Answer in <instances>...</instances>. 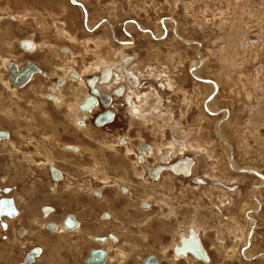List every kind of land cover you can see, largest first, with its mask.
<instances>
[{
    "label": "rangeland",
    "instance_id": "rangeland-1",
    "mask_svg": "<svg viewBox=\"0 0 264 264\" xmlns=\"http://www.w3.org/2000/svg\"><path fill=\"white\" fill-rule=\"evenodd\" d=\"M78 3L83 4L85 14ZM110 24L113 25V33ZM139 26L146 32H142ZM114 37L122 41V44L126 41L124 46L130 41L134 45L132 48H123L122 44L114 41ZM31 39L35 50L34 53H27L26 47H22L20 41L30 42ZM59 47H66L70 53L61 54ZM108 49L111 58L114 59L113 56L116 55L114 65L118 64V59L126 56L125 69L143 74L135 100L132 101L127 96L131 100V118L126 109L116 102L117 112L113 123L95 129L94 114L90 118L91 127L84 132L78 130L72 116L77 104L88 92L75 89L76 85L70 81L66 82L62 92L70 89L71 96H75L66 99L61 108H56L48 100L43 109L37 108V105L43 103L40 96L41 85L47 87L58 79L55 76L61 70L58 66L68 70L75 69L83 73L85 79L93 75L101 76L88 73L92 69L89 66L99 58L104 62V54ZM98 53H102L99 58L95 56ZM8 58L20 62L21 65L31 60L40 69V73L35 78L32 76L22 87H18V92L8 90L0 83V130L7 132L5 137H10L11 134V140L8 138L0 142V187L14 189V194L10 195L16 199L19 209L17 217L6 216L0 220V244L9 248L0 251V264H19L33 247L38 246L44 251L50 245L59 246L61 252H68L77 261L80 258L83 261L91 248H100L107 250L108 261L116 259L117 250H122L125 254L118 256L122 264H141L140 261L149 252L156 253L161 258V264H186L185 259L176 262L171 252L163 251L169 249L175 231L168 230L170 240L162 242L160 248L150 242H145L144 247L140 246L142 241L138 244L142 231L147 230H141L140 225L147 215L164 218L167 229H171L174 223L177 229L192 223L193 219L201 223L211 217L210 227L201 236L207 255L211 258L209 264H264V182L260 184V179L264 180V0H0V74L5 80L8 68L5 70L4 62ZM114 65L108 59L104 62V67ZM195 67L199 70L198 78L192 73ZM158 81L164 87L167 86L168 90H161ZM205 81L217 82L219 85L214 96H210L211 86L204 84ZM147 88L149 90L144 91ZM118 100L121 102L122 99ZM207 102H210L211 108H217L216 113L207 110ZM41 116L42 121L37 120ZM14 119L18 122L13 121ZM52 124L56 127L55 133L49 130L52 129ZM58 129L62 132L59 133ZM110 129L122 131L125 134L123 137L130 143L127 145L106 141L96 147L88 143L84 147L80 146V152L73 154L75 157L84 151L100 158L97 157V161L93 159L97 164L96 168L90 165L88 168H77L75 165L79 177L84 175V170L89 176L92 175L91 171L95 170L93 173H96L97 168L101 170L102 166H98V163L101 158L107 160L104 159L108 157L105 153L106 145H130L133 151L132 144L138 146L143 142L156 148V153L142 151L149 157L150 162L151 157L153 162L161 160L159 156H163V153H167V159L162 161H168L174 157V153L180 156L184 154L180 159H174L180 163L184 157H192L195 162L193 172L188 177L171 172L177 179L175 194L168 187V178H173L168 173H164L161 176L162 181L158 183L160 195L149 191L141 194L142 199L154 204L148 214L139 208L138 218L120 214L111 216L108 212L111 221L106 223L108 214L96 223L93 219L90 232L88 228L81 227L80 233H51L49 236L48 231L52 230H46L47 222L58 224L68 212H74L82 222L86 220L84 214L87 208L85 203L80 208L57 207V211L50 217L41 211L44 206L58 205L60 188L73 185L70 183L71 179L66 177L61 185H54L55 190L52 188L53 184L49 183L44 168L48 163L43 162L45 157L37 156L42 150L41 146L47 148L41 153L48 157L51 153L57 157L67 155L71 151L67 153L64 149L57 150L62 143L78 144L80 136H87L92 131ZM43 130L49 131L43 135ZM52 134H55L54 137L57 135L56 138ZM76 135L79 142L70 137ZM176 135L179 140L184 139L181 147L176 143ZM118 137L119 135L116 136L117 139ZM24 139H29L30 143L22 142ZM15 144L21 151L31 153L38 162H30L21 154H15ZM107 150L109 154L112 153L111 160L116 159L119 150L116 148V153ZM69 159L70 157H65L64 160L72 163ZM80 159L83 164L87 161L86 156H81ZM42 162L43 164L38 165ZM232 162L238 166L236 168L234 165L236 169L243 172L233 170ZM57 163L68 175L75 173L71 171L72 166L63 162ZM133 166L136 168V162ZM55 167L59 169L57 165ZM251 168L255 173L248 172ZM191 176L200 181L204 180L206 184L199 187L197 181H191ZM2 177L9 180L3 182ZM107 178L106 175L102 177ZM84 184L85 191L81 192L89 196L91 203H98L96 209H109L108 206L99 204L103 198L91 196L90 189L102 190V185L91 180ZM236 186L240 187L239 196H235V191L239 192L237 188L233 189ZM256 189L259 194L255 199ZM220 190L223 191L221 195L227 193L230 200L221 197L218 194ZM168 195H172L171 199L166 198ZM32 197L37 199V207L35 211L27 214L26 206L35 203ZM217 197L222 200L212 204V200L218 201ZM234 199L239 200L235 207ZM39 207L41 210H38ZM246 209L253 213L252 219ZM171 210L177 212L176 216L164 217ZM242 213L245 215L243 218ZM229 216L240 220L241 223L236 224L238 226L247 224L245 231L253 239L244 247L241 245L243 240L239 239L241 231L236 228L238 234L236 231L233 233L235 224L230 219L222 218ZM233 221L235 222L234 219ZM1 222H5L9 228H1ZM252 222L257 225L255 230H251ZM156 225L157 222L152 225L151 231L153 238L159 239ZM163 230L165 233V228ZM89 233L94 238L102 236L103 233L109 238L111 233L118 242L105 248L92 241ZM218 235L225 237L227 248H219L220 244L216 243ZM113 239L110 237L111 242ZM236 244L242 248L234 249ZM246 250L250 255L248 259L244 255ZM43 254L35 264H42ZM198 264L206 263L200 260Z\"/></svg>",
    "mask_w": 264,
    "mask_h": 264
},
{
    "label": "flooded vegetation",
    "instance_id": "flooded-vegetation-1",
    "mask_svg": "<svg viewBox=\"0 0 264 264\" xmlns=\"http://www.w3.org/2000/svg\"><path fill=\"white\" fill-rule=\"evenodd\" d=\"M110 26H111V32L113 33L114 32L113 25L110 24ZM114 41L119 42V43L122 42V41H117V38H115V37H114ZM124 44H125V42H123L122 46H124ZM59 49L61 50V54L70 53V51L66 47H60ZM60 50H58V51H60ZM109 54H110V51L108 49V51H106V54H104V61H106V59H108L114 65L115 64L114 59H115L116 55L113 56L114 57V59H113V58L110 57ZM125 57H123L122 60L118 59V62L116 61V63H118V64L121 63V64L120 65L117 64L118 66L117 65L114 66L115 69H113L112 71L108 69V67H109L108 66V67H104V68L101 69L102 72H103V74H101V76L93 75L95 73L92 74L93 76H91V77H94V78L97 77V81L95 82V87L98 89L99 93L108 95L111 98V101L109 100L107 102L106 106H104L102 104L99 96H96L97 103H96L95 106H93L90 109L89 112H85L84 113V112H82L79 109V114H80V116L82 118L78 119V121H75L74 124H75L76 127H80L81 128L84 125V123H87L88 126L91 127L90 118L92 119L94 114H95V118H96V116L99 113H101V112H103V111H105L107 109H110L113 112V117L114 118H112V120H110L108 122H105V123L101 124L102 126H100V125L98 126L95 123V118H94L93 122H94L95 126L97 127V128L95 127V129H99L101 127L106 126L107 124L113 123L115 121V119H116V112H117V106H116L117 103L116 102H118L119 105H121L123 108L126 109L128 116L131 118V114L129 112L130 111V106H131V100L127 99L128 97L126 96V93L128 91H130L132 83L129 84L126 81H124V82L118 81V79L121 78L119 76L120 73L124 72L125 68H126V63H125V60H124ZM72 73H73V76L70 75V73H69L67 78H66V80L67 81L72 80V81H77V82L82 83L83 84L82 86L85 85V87H86V89L88 91V94H89V86H88L87 82L85 81L86 80L85 77L82 74H81V77H80L77 74V71H72ZM116 73L119 76L117 78L115 77ZM96 74H98V73H96ZM135 75H137V74H135ZM127 76H128V78L130 80L131 79L132 80L135 79L134 77H132L130 72H129V74L125 73V79H126ZM35 77H36V75H34V78ZM91 77H88V78H91ZM61 81H62V84H63L64 80L61 79ZM82 81L85 82V83H83ZM157 83L160 84L161 90L162 89L163 90H168V87L167 86L164 87V84H161V81H158ZM62 84L56 86V81L52 82L50 84V89L51 90L49 91V94L46 97H48V98L51 97L52 98L53 97V93L52 92H56L57 93L61 89V87L63 86ZM99 86H100V88H99ZM142 87H141V90H142ZM157 92H159V91L157 90ZM48 98L46 99V101L48 100L51 103L54 102V101L49 100ZM118 99H122L121 102H119ZM128 102H130V103H128ZM96 112H98V113L96 114ZM79 121H81V123H79ZM58 131H60L59 133L62 132L61 129H58ZM94 134H96L97 136L96 135L93 136ZM117 135H119L118 139L116 138ZM123 136H125V134L122 131H120V130L118 131L116 129H110V130H105V131H102V130L92 131V132L89 133V137H87L85 135L84 137L80 136L79 138L83 142L88 143V144L92 145L93 147H96L97 144H104L106 141H109L111 143H114V142H119V143H123V144L127 143V141L125 140V137H123ZM171 136H170V138H171ZM55 143H57V142H55ZM129 143L130 142H128L127 145ZM146 143H148V142H146ZM140 144L141 143H139L138 146L136 145L137 147L135 146V144H132L131 147L134 150L130 151V152H127L126 147L123 146L122 144H115V147L119 150L118 151L119 153H117L116 159L110 161L112 153L109 154L107 151H105V153L107 155H109V161H108V157L106 158L107 159L106 161H104V160L103 161H99L98 166H102V167H100L102 171L99 169L100 170V172H99L100 174L98 172L97 173L90 172L92 174L91 176H89L88 172H86L84 170L83 171L84 175L79 177L80 176V175H78L79 172H77V170H75L76 167L73 164L78 162V158L80 156H86L87 157V161L84 164H86L87 166L85 165L84 167L88 168V166L90 165V167L96 168L95 165H97V164H95L93 162V159L97 160V157H93V156L89 155L88 153L87 154L86 153H80L79 154L80 156H78V157L77 156L75 157L73 154H70V153H68L67 155H62V156H58V157L56 156V154H49V155H51V157H53L52 155L55 156L53 163H50L48 166L47 165L44 166V168L46 169L47 179L49 180V183L56 184V185H57V183H59V185H61L63 182H65V179L68 178V179H71L70 183H73V185H72V187H68V188H66V187L60 188L59 193H58V201H59L58 205H56V206L51 205L52 207L51 206H44V207H42V210L41 209L40 210L43 211L45 213V215H47V217H50V216H52L51 215L52 213H55L57 211V207H58V209H63V208H68V207L80 208L82 203H85V206L87 204V206H86L87 209H86L85 212L87 214H92L93 213L90 217L92 219L96 220L95 223L97 222L98 219L102 220V216H107L108 212L111 214V216H114V214H116V215L120 214V216L121 215L122 216L127 215V216H134V217L138 218V215H137V214H139L138 213L139 212L138 208H139V210L140 209L144 210L143 209V205H147L146 202H148L149 205H150L149 207H151L149 209V211L152 210V206L154 204H152V202H150L147 199H142L141 194H144L147 191L152 192V193L156 192V194H159L158 193V191L160 189V185L159 184L162 181V177L161 176L164 173H166V174L168 173L169 176L171 175L173 177V178H168V183H169L168 187H169L170 190L172 189V192L175 194V190H176V184L175 183H176L177 179H176L175 175L171 174V171L175 172V174L177 173L179 176L188 177L193 172L192 167H193V164H195V162L193 161L192 157H188V156L184 157L183 160H181L180 163H179V160L175 161L174 158H179L180 159L184 154L181 155V156L172 157L173 159L171 158L168 161L158 160L157 162H153V158L151 157L152 161L150 162L148 160L149 157H147L144 154V152H142V151H146L148 148L144 149V148H142L140 146ZM148 144H150V143H148ZM73 145H75V144H73ZM129 147H130V145H129ZM41 149H42V151H44L47 148L45 146H43V147L41 146ZM57 150L60 151L61 148L57 147ZM65 157H70L69 160H71L72 163L65 162V160H64ZM191 160H192V162H191ZM172 161H175V162H172ZM57 162H63V163H66L70 167L72 166V170L71 171H73L75 173L68 175L67 173H65V170H63L61 168V166ZM135 162H136V168L133 166V164ZM164 163H167V164H164ZM142 164L145 165V166H142ZM55 165L58 166L60 171H59V169H57L55 167ZM51 167H53L57 171L56 176H55L56 178H53L54 173H53V170H51ZM180 169L183 170V171H179ZM105 175L108 176V178L107 179H102V177L105 176ZM195 178L196 177H192L191 176L190 179H191V181L193 183H194V181L202 182V185H200V187L206 184V182L204 180L200 181V180H197V178L196 179ZM144 179H146V181H144ZM90 180L92 182H94V183L99 182L100 185H102V187H103L102 190L100 189L101 193H102L101 197L97 196L98 191H96L95 189H94V191H92L93 193H91V196L103 198V200L99 204L106 205V206H108L109 209L98 211L96 209V206H97L96 204H98L96 201H94V202L92 201V203H91V200H89L87 202V197L88 196L86 194L82 193L81 191L82 190L85 191V189H83V186L86 187V185L84 183H86V181L89 182ZM55 181H58V182H55ZM151 183H152V185H151ZM153 187H154L155 190L153 189ZM77 188H78V190H77ZM2 189L3 188L0 187V198H8V197H10L12 195V190L11 189L8 188V191H6L8 193L3 192ZM77 195H79V196H77ZM80 195H82V196H80ZM169 196H170V198H168V197H166V198L171 199L172 195H169ZM13 200H14V205L17 204L16 199H13ZM89 207H90V209H89ZM15 208H16V213L18 212V214H19V209L17 208V205H15ZM45 208H48V210H46V212L44 210ZM72 213H74V212H68V214L66 215L65 219L68 216H72ZM2 215H0V220H3L4 218H6V216H2ZM49 222H51V221H49ZM76 224H77L76 228H78L77 221H76ZM1 226L3 227V229L5 228V230H7L9 228V226H7V224L5 222H1ZM63 226H64V221H63ZM190 228H192V227H190ZM53 229H55V227ZM53 229H47V230H53ZM165 230H166L165 233H164V239L165 240L163 242H165V241L168 242L170 240V233L168 231L169 229H167L166 226H165ZM144 232L146 234L150 235L149 232L147 233V230H143L142 234H145ZM106 233H103L102 236H96L95 238L93 237L92 240L94 242H96L97 244H99V245L103 244V246L107 242L111 243L110 237H111V239H113L115 236H112V234L109 233V238H106L104 236ZM187 234H188V231L184 235H187ZM99 238H103V240L100 241V240H98ZM179 238H178V242L177 243H179ZM112 241H114V239ZM141 241H144V240L141 239ZM101 242H103V243H101ZM145 242H150V243L153 244L154 243V238L150 235L149 238ZM154 244H156L160 248V245H159L158 242H156ZM33 248H35V247H33ZM91 249H97V248H91ZM41 250H42V248H41ZM90 250H89V252H90ZM168 251L170 253V250H168ZM89 252H88V255H89ZM105 252H106V258H105V261L102 264H108L109 254H108L107 250H105ZM172 252H173V247H172ZM151 254H153L158 259V261L160 263V260L157 257L158 255L156 253L154 254L153 252H149L140 261L141 264H144L143 261L145 260V258H147ZM262 256H264V255H262ZM193 257L186 256V257H181V258H179L177 260L179 261L181 259H185L184 261H186V263H187V261L189 259V260H192V261L198 263V260H196L198 258L195 259V257L194 258ZM38 258H40V257H38ZM253 258L250 259V260H253ZM200 260H203V259H200ZM210 261L211 260L209 259V261L205 262V263L209 264ZM83 262H84V260H83ZM84 264H86V263H84Z\"/></svg>",
    "mask_w": 264,
    "mask_h": 264
},
{
    "label": "crops",
    "instance_id": "crops-1",
    "mask_svg": "<svg viewBox=\"0 0 264 264\" xmlns=\"http://www.w3.org/2000/svg\"><path fill=\"white\" fill-rule=\"evenodd\" d=\"M30 43L32 44V51L30 52V53H34V43H33V41H32V39L30 40ZM60 48V47H59ZM58 48V50H60ZM27 51V50H26ZM27 53H29V51H27ZM115 58H116V56H115ZM122 59V58H121ZM5 60V59H4ZM7 61V63H5L4 62V68H5V70L8 68V63L10 62V61H13V60H11V59H7L6 60ZM103 61H104V59H103ZM16 65H17V68L19 69L20 67H23L24 66V64H25V62L24 63H22V65H21V63L20 62H16V61H13ZM105 62V61H104ZM104 62H101V60H100V58L98 59V61H96V62H92V63H90V66L89 67H91L92 69H90L89 71H88V73H95L96 71H98L97 73L99 74H103V72H102V68H104ZM118 65H120V64H118ZM117 65V66H118ZM6 66V67H5ZM114 66H116V65H114ZM114 66H109L108 67V69L109 70H113V69H115V67ZM61 67V70H60V72H56L55 73V76L56 77H58L59 79L61 78V79H63L64 81L66 80V78H67V75L69 74V72H71V71H74V70H68L66 67H62V66H58V69ZM8 70V69H7ZM67 71H69V72H67ZM77 71V70H76ZM8 72V71H7ZM68 73V74H67ZM66 74V75H65ZM96 74V73H95ZM35 75H37V74H35ZM82 75H83V73H82ZM0 77H2V75L0 74ZM115 77L117 78V77H119L117 74H115ZM33 78H34V76H33ZM4 80H5V78H3ZM209 80H212V79H209ZM67 81V80H66ZM66 81L65 82H63V86L66 84ZM0 83L1 84H4V83H2L1 81H0ZM6 84L10 87H7L5 84V86H6V88L8 89V90H11V91H13V92H16V91H18V88H16V87H14V86H12L11 84H10V82H9V79H8V74H7V76H6ZM51 84V83H50ZM50 84L47 86V87H45L44 85H41V91L42 92H40L41 94L42 93H46V95H45V100L48 98V97H46L47 96V94H49V91L51 90L50 89ZM80 84H82V83H80ZM62 86V87H63ZM22 87V86H21ZM47 88V89H46ZM50 89V90H49ZM14 90H16V91H14ZM45 90V91H44ZM145 90H149V88H147V89H144V91ZM219 90V89H218ZM58 93V92H57ZM38 94V93H37ZM36 95V94H35ZM78 99V98H77ZM78 100H80V99H78ZM15 102H17V100H15ZM58 102V101H57ZM82 102V101H81ZM81 102H79V103H81ZM150 102V101H149ZM46 102H43V104L42 103H40L39 105H37V108L38 109H43V106H44V104H45ZM53 103H56V102H53ZM79 103L77 104V105H79ZM152 103V102H151ZM42 104V105H41ZM148 104H146V106H147ZM150 105V104H149ZM55 107L57 106V105H54ZM77 107V111H78V113H79V107L78 106H76ZM56 108H58V106L56 107ZM148 108H149V106H148ZM59 109V108H58ZM35 110V109H34ZM9 117H11V116H9ZM79 119V118H78ZM77 119V120H78ZM37 120H41L42 121V116L40 117V119H37ZM76 120V121H77ZM0 121H1V119H0ZM13 121H15V119L13 120ZM15 122H18V120H16ZM43 131H45V132H43V135L45 134V133H47L49 130H43ZM70 131H67V133H69ZM74 133V132H73ZM50 134V133H49ZM68 136H69V134H68ZM71 137V139H74V140H76L77 138H78V135H76V137H72V136H70ZM8 138H10V140H11V134H10V137L8 136V137H6V138H1L0 140H2V139H8ZM27 140V141H26ZM26 142V143H30V140L29 139H24L22 142ZM72 141V140H71ZM78 141V139L76 140V142ZM80 141V143H78V145H80V146H82V147H84L85 146V142H83V141H81V140H79ZM78 141V142H79ZM83 142V143H82ZM129 142V141H128ZM146 143V142H145ZM170 143H172V141L170 140ZM146 144H148V143H146ZM15 146H16V150L17 151H20L21 153H17V154H21L24 158H26L28 161H30V159H32L33 160V156H31V153L30 154H27L26 152H23V151H21L18 147H17V144H15ZM180 147H181V145H180ZM40 149V148H39ZM64 150H65V147L63 148ZM150 149H151V146H150ZM36 150V149H35ZM41 150V149H40ZM83 150H84V148H83ZM42 151V150H41ZM41 151L37 154V156H39V154H40V156H42V157H45V160L43 161V162H45L46 161V159H47V155H43L42 153H41ZM54 151H57V150H54ZM83 153H84V151H83ZM148 153H150V152H148ZM186 153V152H185ZM32 154H33V152H32ZM52 154V153H51ZM54 154V153H53ZM59 154V153H58ZM233 154H234V152H233ZM107 155V154H106ZM28 156V157H27ZM51 155H49V157H50ZM52 156H54V155H52ZM108 156V161H109V155H107ZM175 156H180L179 154H175L174 153V157ZM55 157V156H54ZM81 157V156H80ZM80 157L78 158V160L80 159ZM96 157H98V156H96ZM100 158V157H99ZM107 158V157H106ZM106 158H104V159H106ZM97 160H98V158H97ZM96 160V161H97ZM100 161H103V158H101V159H99ZM35 161V160H34ZM110 161H112L111 159H110ZM36 163H37V161H35ZM43 162L42 163H39L38 165H41V164H43ZM80 164V165H79ZM74 165V164H73ZM75 165L77 166V168L80 166L81 168H83L84 166H83V163H82V161H78L77 163H75ZM82 165V166H81ZM80 169V168H79ZM97 170H99L98 168H97ZM178 170V169H177ZM250 170H253L252 168L250 169ZM179 171H182L181 169L179 170ZM178 171V172H179ZM172 172V171H171ZM172 173H174L175 174V172H172ZM73 174V173H72ZM177 174V173H176ZM1 180L3 181V182H7L9 179L7 178V177H2L1 178ZM236 183V182H235ZM197 184H198V186L200 187V185L199 184H202V182H199V181H197ZM54 185H56V184H53L52 185V188H54ZM235 185H237V184H235ZM198 186H196L195 185V187L196 188H198ZM255 186H257V185H254V187ZM254 187H253V189H254ZM236 188H237V190H239V192H237V191H235V196H239V195H241L240 193V187L239 186H236V187H234L233 189L234 190H236ZM10 189V188H9ZM217 189V188H216ZM12 190H14V189H12ZM54 190H55V188H54ZM91 190L92 191H94V189H92L91 188ZM96 190V189H95ZM92 191H90L91 193H93ZM221 192L220 193H218L221 197H223L225 200H230V198H228L227 196H226V194L227 193H223V195H221V193L223 192L222 190H220ZM252 191V189L250 190V192ZM12 193H13V191H12ZM14 194V193H13ZM77 196H79V195H77ZM81 196V195H80ZM88 196V195H87ZM97 196H102V193H101V190H98V193H97ZM89 197V196H88ZM88 197H87V202L89 201V199H88ZM168 198H170V196L168 195L167 196ZM221 197H217V199H218V202H220L221 200H222V198ZM11 198L12 199H14L12 196H11ZM32 199H33V197H32ZM37 199H33V202H35ZM83 201V200H82ZM238 201L239 200H235L234 199V203H233V207H235V205L237 206V203H238ZM17 202V201H16ZM14 203V202H13ZM227 203V202H226ZM261 203H262V200H261ZM212 204H215L214 203V200H212ZM263 204V203H262ZM17 205V208H18V203L16 204ZM85 205V204H84ZM227 205V204H226ZM86 206H87V204H86ZM144 206V210L143 211H145L147 214L149 213L148 211H149V209L151 208V207H149L150 205L149 204H147V205H143ZM263 206V205H262ZM36 207H37V202H35V203H31V204H28L27 206H26V213L27 214H30V213H32L33 212V210L35 211L36 210ZM41 207V206H40ZM40 207L38 208V210L40 209ZM232 207V208H233ZM243 207V206H242ZM241 207V208H242ZM241 208H240V210H241ZM175 210V209H174ZM174 210H171V212L170 213H168V214H166V216H164V215H162V216H164V217H169L170 215H173V217H175L176 216V214H177V212L176 211H174ZM241 213V212H240ZM93 214V213H92ZM92 214H87L86 212H85V214H84V216H85V219L86 220H84V221H80V219H79V217H78V215H74V218L77 220V222H78V229H80L81 227H86V228H88V230H89V232L91 231V224H92V222H94L93 221V219L90 217ZM108 214V213H107ZM111 215V214H110ZM221 214H217V216H220ZM245 215H244V213H242L241 214V217L243 218ZM109 217V214H108V216H107V222L106 223H109L110 221H111V219L112 218H108ZM129 217V216H128ZM89 218V219H88ZM94 218V217H93ZM210 218L211 217H209V218H207L206 220H204V222H197V220L196 219H193L192 220V223H189L187 226H179V227H177V229H175V225H176V223H174L173 225H172V228L170 229L169 228V231H171V232H173V231H175L173 234H172V240H171V242H170V244H169V249L168 250H170V252H171V255H172V258H173V260H175L176 262H178V260L177 259H179V258H181V257H186V256H190V257H193L192 255H191V253H186L185 255H176V254H174L173 252H172V247H173V245L175 244V243H177L178 242V238L183 234H185V233H187V231H188V229L190 228V227H192L194 230H195V232L197 233V236H198V238H199V240H200V243H201V246H202V248L204 249V251H205V253H206V255H207V248L205 247V245H204V243H203V241H202V238H201V236L203 235V231H205L206 229H208L209 227H210V225H209V221H210ZM222 218H224V219H226V220H228V219H230V222H233V224H235V226L233 227V230H232V232L234 233V231H236V233L238 234V230L237 229H239L240 231H241V237H239V239L241 238V240H243V243L241 244L242 245V247H244L245 245H247L248 244V242H249V235H248V233L245 231V229H246V226H247V224H245L246 226H244L243 224H241L240 226H238V225H236L237 223H241L240 222V220L238 221V219L237 218H235V216L232 218L231 216H229V217H222ZM232 218V219H231ZM65 219V218H64ZM233 219L235 220V222L233 221ZM237 219V220H236ZM176 220V219H175ZM244 220V219H243ZM155 222H157V227H156V230H157V232L159 233V239L158 238H156L155 237V239H154V243H156V242H158L159 243V245H160V247H161V245H162V242L165 240L164 239V230H163V228H165V226H166V221H165V219L164 218H162L161 216H155V217H152V216H150V215H147L146 216V218L144 219V220H142V224H140L141 225V230H143V229H147L148 231H147V233L149 232L150 233V235L152 236V237H154V234H153V232L151 231V228H152V225L155 223ZM244 222H246L247 223V221L245 220ZM84 223V224H83ZM129 224V223H128ZM60 225H63V223L62 224H60ZM240 227H241V229H240ZM1 228H3L2 226H1ZM74 228V227H73ZM237 228V229H236ZM5 229V228H4ZM46 230H47V228H46ZM54 230V229H53ZM247 230V229H246ZM48 231V230H47ZM49 232V231H48ZM80 232H81V230H80ZM79 232V233H80ZM63 233H70V232H63ZM145 233V232H144ZM141 234V231H140V233H139V235ZM50 235V234H49ZM89 235V237H90V239L92 240V238L94 237V236H92L93 234H88ZM149 234H141V239L142 240H144V241H142V242H140L141 240H140V236H139V239H138V244H139V242H140V246L141 247H144V244H146L145 243V241L147 240V237H149L150 236ZM50 238V237H49ZM235 238H237V236L235 237ZM115 240H117V238H115L114 239V241H112L111 243H109V242H107L104 246H105V248H108V246L109 245H111V246H113V245H116L117 244V242L115 241ZM156 240V241H155ZM93 241V240H92ZM116 242V243H115ZM169 242V241H168ZM103 243V242H102ZM153 243V244H154ZM216 243L217 244H220V246H221V244L223 245V246H219V248H227L226 247V239H225V237L224 236H222V235H218L217 237H216ZM4 245V244H3ZM156 245V244H155ZM237 245V244H236ZM241 245H237V246H233V248L234 249H236V248H239V247H241ZM102 246H103V244H102ZM241 247V248H242ZM110 248V247H109ZM137 248H139L140 249V247H137ZM1 250H3V251H6V250H9V248L8 247H5V246H2L1 244H0V251ZM61 250V248L59 247V246H54V245H50V246H48V247H46V248H44V253L45 254H43V257H42V260H41V263L42 264H80V262H82L83 264H84V262L82 261V258H80L79 260L80 261H77V260H75L74 259V257H70L69 256V253L67 252V253H65L66 251H60ZM168 250H163V251H165V253H167L168 252ZM110 251H111V248H110ZM122 253L123 254H125L122 250L120 251V250H117V252H116V259H115V261L112 259V260H110V261H108V263L109 262H112V264L114 263V262H116V263H114V264H119V263H121L122 264V262L118 259V256L119 255H122ZM155 254V253H154ZM161 255H163V253L161 254ZM15 256H16V254H15ZM257 256V255H256ZM158 258H160L159 256H157ZM11 258V257H10ZM194 258V257H193ZM196 259V258H195ZM211 260V258L210 257H208V255H207V260ZM11 260H12V258H11ZM160 260V262H161V258L159 259ZM196 260H198V262L200 261V259H196ZM203 260H201V262H202ZM204 263H205V260L203 261ZM194 263H196V262H194V261H192V260H189L188 259V261H187V263L186 264H194ZM171 264H174V262H172ZM196 264H198V263H196Z\"/></svg>",
    "mask_w": 264,
    "mask_h": 264
},
{
    "label": "water",
    "instance_id": "water-1",
    "mask_svg": "<svg viewBox=\"0 0 264 264\" xmlns=\"http://www.w3.org/2000/svg\"><path fill=\"white\" fill-rule=\"evenodd\" d=\"M20 45L22 47L29 48L30 42L27 40H21ZM39 68L36 66V64L31 61L27 60L23 67H20L19 69H16V65L13 61H10L8 63V79L11 84L21 87L27 83V81L30 78V75H32L35 72H39ZM70 75H73L71 72ZM94 77L86 79V82L89 86V94L83 99V101L78 105L79 109L82 111L89 110L97 101L96 94L97 89L93 86ZM62 81L61 79L56 80V86L61 85ZM105 100V101H104ZM103 103H106L108 98H105ZM113 118V112L110 109H107L101 113H99L95 118V123L97 125H101L105 122H108L112 120ZM81 123V121H79ZM7 136V132L4 130H0V138ZM140 146L144 149L148 148V145L146 143H141ZM51 170H53L54 176L53 178H56L57 171L51 167ZM3 192L8 191V188H3ZM45 211L48 210V208L44 209ZM16 213V209L14 207L13 199L11 197L8 198H0V215L7 214L9 216L14 215ZM76 221L74 220L73 216H68L64 220V227L66 229H70L74 226H76ZM45 227L47 229H53L55 227V224L52 222H47L45 224ZM98 240H103V238H99ZM173 252L176 255H185L186 253H191L195 258L207 260V255L202 248L199 238L195 231L192 228H189L187 235H182L179 238V243H176L173 246ZM40 253L39 247H35L32 250H30L23 260L19 264H31L34 261V257ZM106 258V252L102 249H91L89 252V255L84 259V263L86 264H102L105 261ZM144 264H159L158 259L153 255H149L145 260L143 261Z\"/></svg>",
    "mask_w": 264,
    "mask_h": 264
},
{
    "label": "bare ground",
    "instance_id": "bare-ground-1",
    "mask_svg": "<svg viewBox=\"0 0 264 264\" xmlns=\"http://www.w3.org/2000/svg\"><path fill=\"white\" fill-rule=\"evenodd\" d=\"M80 4V5H79ZM78 5L80 6V8H81V10L84 12V14H85V9L83 8L84 6H83V4H81V3H78ZM107 24V23H106ZM139 29L142 31V32H146L145 31V29L143 28V27H141V26H139ZM156 38H157V36H155ZM160 39H162V37H160ZM180 39H182L181 37H180ZM183 40V39H182ZM117 41H120L119 39H117ZM123 42H126V41H123ZM186 43H189V42H187V41H185ZM122 44V43H121ZM132 45H134L133 44V42H131L130 41V43H128V44H126L123 48H132ZM26 50L27 51H29V53L32 51V44L30 43V47L29 48H26ZM97 51L99 52V50L97 49ZM93 52H94V50H93ZM101 54L102 53H98V54H95V56L97 55V57L99 58V57H101ZM201 55H202V53H201ZM17 62V61H16ZM5 63H7V61H5ZM16 65V64H15ZM203 65V64H202ZM6 67V66H5ZM16 69H18L17 68V65H16ZM197 69V67H195V68H193L192 69V73H193V75L196 77V78H198V71L199 70H196ZM194 70V71H193ZM74 71H76V70H74ZM151 70H149V72H150ZM67 72H69V71H67ZM129 72L131 73V75H132V77H134L135 79H133V80H130L129 78H128V76L126 77V79H125V73L126 74H129ZM37 73H40V71L39 72H35V73H33L32 75H30V78H29V80L31 79V77L32 76H34L35 74H37ZM106 73V72H105ZM137 74V75H135V74ZM68 74V73H67ZM77 74L81 77V73H79V72H77ZM117 74V73H116ZM66 75V74H65ZM120 75H122V76H120ZM120 79H118V81H120V82H124V81H126V82H128L129 84H131V88H130V91H128L127 93H126V96H128L129 97V99H131L132 101H134L135 100V97H136V95H137V93H138V88H139V85H140V83H141V80H142V78H143V74H140V73H138V72H136L135 70H131V69H125V71L124 72H121L120 73ZM149 75H151V73L149 74ZM68 76V75H67ZM73 76V75H72ZM152 77V76H151ZM72 78V77H71ZM125 80H124V79ZM41 79V78H40ZM39 79V80H40ZM74 79V78H73ZM28 80V81H29ZM0 81L2 82V83H4L7 87H9L7 84H6V80H4L3 79V77H0ZM27 81V82H28ZM66 81V80H65ZM64 81V82H65ZM97 81V77H95L94 78V81H93V86L95 87V82ZM10 82V81H9ZM67 82V81H66ZM70 82H72V83H74L76 86H75V89H78V90H81V91H83V92H85V93H87L86 92V87H85V85L84 86H82L83 84H80V82H75V81H72V80H70ZM213 82V81H212ZM117 83V82H116ZM216 85H215V84ZM11 84V83H10ZM162 84V83H161ZM204 84H209L210 86H211V90L209 91L211 94H210V96H214L215 95V91H217L218 92V89H219V85L217 84V82H213V83H211V82H209V81H205L204 82ZM12 86H14V87H16V88H18V86H15V85H13V84H11ZM41 85V84H40ZM63 85V84H62ZM65 87V85L63 86V87H61V89L58 91V93H56V92H52L53 93V97L51 98H48L49 100H51V101H54V102H56V103H52L53 105H57L58 106V108H61V106H62V104H65L66 102V99H69V98H73L75 95L73 94L72 96H71V90L69 89L68 91H66L65 93H63L62 92V89ZM68 87V86H67ZM10 88V87H9ZM53 88V87H52ZM58 88V87H57ZM99 88H100V86H99ZM54 89V88H53ZM97 89V88H96ZM129 89V88H128ZM50 90V89H49ZM11 91V90H10ZM14 91H16V90H14ZM56 91V90H55ZM16 92H18V91H16ZM45 95H46V93H42V94H40V96L42 97V100H43V102H47L46 100H45ZM48 95V94H47ZM96 96H99V98H100V100H101V102H102V104L104 105V106H106V104H107V102L110 100L111 101V98L108 96V95H105V94H100L99 93V91H98V89H97V94H96ZM105 98H108V100H107V102L106 103H103V101L102 100H104ZM73 100V99H72ZM40 101V100H39ZM58 101V102H57ZM204 101H205V99H204ZM96 103H97V101H96ZM96 103L93 105V106H95L96 105ZM128 103H130V102H128ZM216 103H217V101H216ZM43 104V103H42ZM41 104V105H42ZM210 102H207V105H206V107H207V110L209 111V112H211V113H216L217 111V108H211L210 106ZM56 106V107H57ZM92 106V107H93ZM91 107V108H92ZM90 108V109H91ZM70 109V108H69ZM90 109L89 110H87V111H82V112H89L90 111ZM71 111V110H70ZM93 111V110H92ZM133 111H136V110H133ZM75 113L73 114V120H74V123H75V121L79 118V119H81L82 117L80 116V114L78 113V111H77V107H76V111H74ZM225 112V111H224ZM136 113H137V111H136ZM227 113V112H226ZM225 113V114H226ZM88 115V114H87ZM228 115V114H227ZM114 118V117H113ZM2 120V119H1ZM54 121V120H53ZM52 121V122H53ZM78 121V120H77ZM85 122V121H84ZM48 123H51V122H48ZM56 123V122H55ZM83 123V122H82ZM50 125V124H49ZM52 129H50L49 128V130H50V132H53V133H55V130L54 129H56V127H55V125H53L52 124ZM99 126V125H98ZM100 126H102V125H100ZM76 127V126H75ZM78 130H80V131H82V132H84V131H86V130H88V128H90V126H88V124L87 123H84V125L80 128V127H76ZM92 129H90V131H91ZM66 132V131H65ZM55 135V134H54ZM54 135L52 134V137H54ZM57 136V135H56ZM56 136L54 137V138H56ZM87 136H89V135H87ZM2 138V137H1ZM0 138V139H1ZM4 138H6V137H4ZM95 139V138H94ZM7 139H2V140H0V142H3V141H6ZM183 140L184 139H182V138H180V140H179V136L177 137V135H176V143H177V145H181V144H183ZM225 141V140H224ZM54 142H55V140H54ZM226 142V141H225ZM44 143V142H43ZM42 143V144H43ZM116 143V142H115ZM118 143V142H117ZM227 143V142H226ZM48 144V143H47ZM51 146V145H50ZM150 146H151V149H150ZM51 147H55V146H51ZM60 147H61V149L62 148H64L65 147V150H66V152L67 151H71V154H77V153H79L80 152V145H78V144H75V145H69V144H65V143H62L61 145H60ZM126 147V150H127V152H130L131 151V149H130V147L129 146H125ZM35 148L36 149H39V147H36L35 146ZM106 148L107 149H109V150H111V151H115V153H116V147H115V145H106ZM82 149V148H81ZM105 150V151H108V150ZM228 150H229V152H231V150L228 148ZM146 151H150L151 153H156V148L153 146V145H148V149L146 150ZM14 152H16L15 154H17V153H20V152H17V151H14ZM58 152V151H57ZM68 153V152H67ZM70 153V152H69ZM164 155L163 156H159V158H161V160H166L167 159V153H163ZM40 155V154H39ZM107 156V155H106ZM28 157V156H27ZM99 157V156H98ZM54 156L53 157H47V159H46V162L48 163V164H50V163H53L54 162ZM80 161H81V159H79ZM78 160V161H79ZM30 162H35L34 161V159L32 160V159H30ZM38 162V161H37ZM191 162H192V160H191ZM48 164H46V165H48ZM232 165H233V170H235V171H237V172H239V171H241V172H243L241 169H236V168H238V166L237 165H235V162H232L231 163ZM75 165V164H74ZM80 165V164H79ZM234 165H235V167H234ZM60 171V170H59ZM95 171V170H94ZM93 171V172H94ZM98 173L100 172V170H96ZM92 172V171H91ZM96 172V173H97ZM248 172H253V170H250V169H248ZM125 173V172H124ZM253 173H255V172H253ZM100 174V173H99ZM96 175V174H95ZM54 180V179H53ZM55 182H58V181H55ZM264 182V180L263 179H260V184H262ZM216 184H219V183H216ZM151 185H152V183H151ZM214 185V184H213ZM90 191H92L91 189H90ZM97 191V190H96ZM258 194H259V190H254V197H255V199L257 198V196H258ZM13 202H14V200H13ZM214 203L215 204H217V203H219L218 201L216 202V201H214ZM14 207H15V205H14ZM258 207H259V205H257V209H258ZM16 209V208H15ZM246 211L248 212V216H249V218L250 219H252L251 218V216H253V213L251 212V211H248V209H246ZM46 212V211H45ZM18 215V212L15 214V215H11V216H9V215H6V214H3L2 216H7V217H9V218H14V217H16ZM63 221H64V219L61 221V223H58V224H55V229L54 230H52V231H49V234H51V233H58L59 235H63V232H70V233H79L80 232V230H81V228L80 229H78V228H76L77 227V225L76 226H74V228L72 227V228H70V229H66V227H64L63 225H60V224H62L63 223ZM255 222V221H254ZM254 222H252V225H251V227H252V229L251 230H255L256 229V227H257V225L254 223ZM50 236V235H49ZM251 239H253V237L250 235L249 236V241H251ZM45 244V246L47 245V242L46 243H44ZM45 246H43V247H45ZM40 249V253H38V255H36L35 257H34V261L31 263V264H35V262H37V260L39 259L38 257H41V255L43 254V248H42V250H41V248H39ZM210 255V254H209ZM244 255H245V257L248 259V258H250V255H249V253H248V251L246 250L245 252H244ZM114 261H115V259H113ZM196 261V260H195ZM209 260H207V261H205V262H208ZM160 264V263H159Z\"/></svg>",
    "mask_w": 264,
    "mask_h": 264
}]
</instances>
